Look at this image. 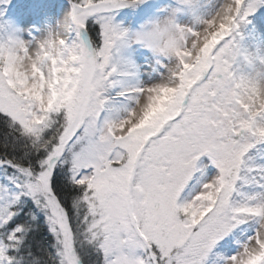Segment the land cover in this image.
Segmentation results:
<instances>
[{
    "label": "snow or ice",
    "instance_id": "snow-or-ice-1",
    "mask_svg": "<svg viewBox=\"0 0 264 264\" xmlns=\"http://www.w3.org/2000/svg\"><path fill=\"white\" fill-rule=\"evenodd\" d=\"M140 2L70 0L35 45L0 38V264H206L241 224L224 264H264V166L247 155L264 143V72L234 66L253 7L138 33L162 68L143 84L114 58L128 33L111 17ZM204 155L218 173L201 182Z\"/></svg>",
    "mask_w": 264,
    "mask_h": 264
},
{
    "label": "rangeland",
    "instance_id": "rangeland-1",
    "mask_svg": "<svg viewBox=\"0 0 264 264\" xmlns=\"http://www.w3.org/2000/svg\"><path fill=\"white\" fill-rule=\"evenodd\" d=\"M160 2L170 7V9H168L162 16L163 22L166 23L168 21H172L174 24H176V21L178 20V14L186 11V5L188 4V0H141L140 3L134 6H126L119 9H114L111 12L112 23L119 25L122 29H124L126 26L131 27L133 30V35L135 36L149 22H152L153 17L150 19V16L152 15V12L159 6ZM223 3L224 0H211L208 2V6H205V8H207V10H211L210 8H212V6L219 4L217 8L220 9ZM246 3L252 5L253 11L246 17L245 20L238 23V26L233 33L236 46L237 37L243 34L244 29H247L250 23L256 24V34L264 35V0H246ZM19 7L26 8L29 16H32L25 21L28 32L24 41H28L35 45V42L38 41L42 33L50 34L59 31L60 25L62 24L65 16L70 11L71 3L69 0H0V38L13 36V32L15 31L17 24L20 26L23 24L21 23L24 22L22 21L23 18L19 15ZM94 24V20H89L90 26ZM184 26L199 28L201 27V24L191 22L189 25L184 24ZM91 37L92 36L90 32L85 33L86 39ZM117 52L118 48L114 51V58L116 60ZM139 53L140 51H135L134 55H138ZM234 66L236 67V65ZM143 71H145V73L148 72L147 69ZM161 72V62L158 59L156 68L151 73H147L145 80L140 83H149L150 80L159 79ZM263 149L264 143L257 144L249 151L247 155L248 157L251 154L252 156L256 155L255 157L257 165L264 166V152H261ZM197 164L200 168V171L196 173L197 177L202 174V171L207 173L210 172V174L205 177L206 180H210L218 173L216 165L207 155L201 156ZM235 229H233L232 233L229 235H234ZM229 235L221 241H218V243H225L229 250H236L240 243L229 239ZM214 248L211 250L206 264L210 262V255Z\"/></svg>",
    "mask_w": 264,
    "mask_h": 264
},
{
    "label": "bare ground",
    "instance_id": "bare-ground-1",
    "mask_svg": "<svg viewBox=\"0 0 264 264\" xmlns=\"http://www.w3.org/2000/svg\"><path fill=\"white\" fill-rule=\"evenodd\" d=\"M210 1L211 0H188L186 11L178 14L176 24L184 26V24L189 25L191 22H196L202 26V21L210 19L219 10V8H217L219 4L212 6V8H210L211 10H207L205 6H208V2ZM168 9H170L168 5L160 2L159 6L150 16V19L153 17L152 22H149L145 27H143L139 33L150 30L156 24H164L162 16ZM19 15L22 16V21L24 22H21L23 23L21 26L17 24L16 29L13 32V37L25 40L28 32L25 21L32 16H29L28 11L24 7H19ZM255 27V23H250L247 29H244L243 34L237 37L239 55L237 56L235 65L238 70L245 74L264 72V35L256 34ZM124 30L128 33V37L125 42L118 47L116 57L117 61L121 63L130 62L134 64L136 66V77L135 80L131 81V83H135L136 81L142 82L145 80L147 73H151L156 68L158 57L143 42L135 39L138 33L134 36L131 27L126 26ZM48 35L49 34L42 33L38 40L45 39ZM135 51H140L141 54L139 53L138 55H134ZM245 57H247V59H245ZM145 69H147L148 72L145 73V71H143ZM147 83L148 82H145L143 84ZM261 152H264V149ZM255 156H252V154L249 156L250 164L257 165ZM209 174L210 172L207 173L202 171V174L199 175L201 182H206L208 179L206 180L205 177ZM250 234L251 231L249 229V224H241L236 227L234 235H229V239L242 243ZM239 245L237 246V249ZM237 249L229 250L225 243H218L210 255V262L208 264H224V261L229 256L235 254Z\"/></svg>",
    "mask_w": 264,
    "mask_h": 264
},
{
    "label": "trees",
    "instance_id": "trees-1",
    "mask_svg": "<svg viewBox=\"0 0 264 264\" xmlns=\"http://www.w3.org/2000/svg\"><path fill=\"white\" fill-rule=\"evenodd\" d=\"M69 1H70V0H69ZM91 27H96V28H98L99 25L94 24V25H92ZM91 36H92V33H91ZM6 131H7V129H6L3 125H0V139L3 138V134H4Z\"/></svg>",
    "mask_w": 264,
    "mask_h": 264
},
{
    "label": "clouds",
    "instance_id": "clouds-1",
    "mask_svg": "<svg viewBox=\"0 0 264 264\" xmlns=\"http://www.w3.org/2000/svg\"><path fill=\"white\" fill-rule=\"evenodd\" d=\"M224 2L226 3V2H227V0H224ZM66 17H67V15L65 16L64 20L66 19ZM64 20H63V21H64ZM62 23H63V22H62Z\"/></svg>",
    "mask_w": 264,
    "mask_h": 264
}]
</instances>
